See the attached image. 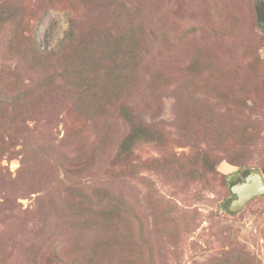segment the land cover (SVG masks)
I'll use <instances>...</instances> for the list:
<instances>
[{
    "label": "rangeland",
    "instance_id": "374dc122",
    "mask_svg": "<svg viewBox=\"0 0 264 264\" xmlns=\"http://www.w3.org/2000/svg\"><path fill=\"white\" fill-rule=\"evenodd\" d=\"M255 5L0 0V264H264V194L228 209L264 170ZM122 104L152 131L115 166ZM98 186L119 219L75 205Z\"/></svg>",
    "mask_w": 264,
    "mask_h": 264
},
{
    "label": "trees",
    "instance_id": "16d2710c",
    "mask_svg": "<svg viewBox=\"0 0 264 264\" xmlns=\"http://www.w3.org/2000/svg\"><path fill=\"white\" fill-rule=\"evenodd\" d=\"M17 12L18 11L14 8H9V7L0 8V26L6 24L11 18L15 17L14 20H16L19 15ZM133 59L131 58L130 60L133 61ZM49 83H51V81ZM73 90L76 91V89L71 88V91ZM117 98H120V96L117 95ZM5 100H6L5 98L0 97V104L2 101L5 102ZM1 110L2 109L0 107V114L3 117L4 114L3 112H1ZM87 114L88 113L85 112L84 116H86ZM101 116H103L104 119L109 117L107 113L102 114ZM118 116L123 121L129 124V131L125 136L121 138V140L118 143V147L114 153L113 162H112V164L115 166H118L121 163H127L128 162L127 160L129 159V154H131L134 145L143 139L146 141H150V138L146 137V135H148L152 131V126L138 119V117L133 114V112L130 110V108L127 105L122 104L119 107ZM6 156H7V152L0 149V161L3 157ZM202 161L204 162L206 171L211 172L212 165L207 162L205 156L202 157ZM229 161L231 164H234V161L232 159H230ZM68 171L72 173L73 170L68 169ZM263 172L264 170H262V173ZM222 175H223V179H225L226 177L225 174ZM1 180L4 181V175L2 173H0V181ZM114 196L116 198H121L120 195L114 193L110 189L98 186L97 189L91 190L89 193L86 192L82 193V191L76 192L74 197L77 198L78 200L75 205L79 206L83 203L84 207L86 206L89 207L92 199H95L99 201V203L102 205L100 211H102L104 217L117 220L122 216V213H120V209H119L120 206L122 204H126L127 202L125 201L124 198H121L120 200L114 198ZM106 197L107 199L106 201H104Z\"/></svg>",
    "mask_w": 264,
    "mask_h": 264
},
{
    "label": "water",
    "instance_id": "95a60500",
    "mask_svg": "<svg viewBox=\"0 0 264 264\" xmlns=\"http://www.w3.org/2000/svg\"><path fill=\"white\" fill-rule=\"evenodd\" d=\"M258 30L264 34V0L255 5ZM233 198L228 204L230 212L240 211L252 198L264 194V174L259 168H250L241 180L230 186Z\"/></svg>",
    "mask_w": 264,
    "mask_h": 264
}]
</instances>
